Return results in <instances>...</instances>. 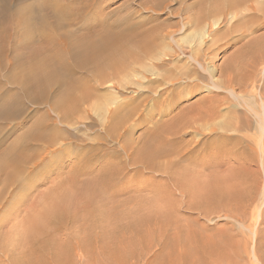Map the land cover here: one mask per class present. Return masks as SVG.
Here are the masks:
<instances>
[{
	"label": "rangeland",
	"instance_id": "374dc122",
	"mask_svg": "<svg viewBox=\"0 0 264 264\" xmlns=\"http://www.w3.org/2000/svg\"><path fill=\"white\" fill-rule=\"evenodd\" d=\"M221 1L222 0H113L104 6V12H110V14L103 15V17L106 19H114L118 16H125L128 12H134L132 15L134 21L141 22L150 15L156 16V21L148 23L145 27L154 28L159 24H163V26H160L161 28L159 27L157 33L153 32L154 36L157 37L162 34L167 26H173L176 22H180L182 17L188 14L194 17L199 12L203 10L206 11L210 9L209 7L212 8L213 5H220ZM31 3H33V0H25L21 3H19V1L14 2L11 5L12 10L9 12L14 11L19 5H28ZM157 4H159V9L161 10L156 13L149 11V8ZM242 9L238 12V15L236 14L237 16L234 15L233 17L232 15L224 14L226 10L223 6L220 9L221 11L218 10L211 13L212 15L209 14L208 18H210V16L213 17L209 19L212 24L208 21L203 24H198L196 22L190 28H186L179 32L177 31L178 33L176 32L174 34V38L177 41L178 49L180 50L179 47L182 46L181 48L184 49L185 55L182 51L180 52L177 50V47L175 53L171 52L169 54V50L165 48V44L168 43V41L165 40L163 42L162 37L160 36L159 38L158 36L161 46L159 43V46L154 50V54H158L159 52L161 56L164 55L160 62L154 61L153 63H149L147 60H144L143 62L145 63H142L143 65L145 64L144 66L139 64L143 66L142 68H139V65L136 66V68L134 67L135 65L132 66L128 73L123 74V81H125L122 87L115 86L113 83H106L107 85L104 84L101 86H97L94 83L97 87L93 84L92 86L95 87L91 86V89H93L97 98L95 96L90 99L91 101L89 100L82 105L81 103L78 104L75 111L77 115L71 113V115L74 116L75 114L77 117H72L71 121H73H69L68 124L59 123L56 118V113L51 109L52 100H54L53 97L58 95L57 90L49 92L50 95L45 101L33 102L25 98L23 96V93L27 95L25 91L14 81L10 80L9 77L11 74L17 72L16 68L13 67L14 64L11 63L16 53L12 51L11 41L9 40L10 42L6 43L4 46L5 49L3 50L4 54L0 51V95H5L7 93L8 96L16 93L20 96L21 100L17 105V115L13 119L6 121L0 120V153L6 151L13 143H16V141L21 136L25 135L32 127L45 124L52 128V123L54 121L58 125V131L62 134L55 142L56 144L54 146L40 142H31L29 144L30 148L27 154H29L30 159L23 165L24 170L20 176H18L19 178L17 180L6 182L5 175L0 173V264H184V261H182L183 255H181L184 249L181 244H172V246L168 247L165 246L164 235L168 236V232H164L161 236L151 239V242L138 241V236L132 232L130 226L135 228L134 224L137 220L150 214L140 212L137 206H140L141 203L144 204L145 202L153 200L155 198L154 189L163 187L168 183L172 192L176 194V198L179 199L180 202H183L184 197H182L180 193L183 186L180 184H184V179L186 183H190V185L194 186L193 179H195L196 182H206L210 181L209 179L212 178L214 174L225 175L227 173H232L234 175H240L238 176L239 178H236L237 181H233V186L235 187L234 195L240 193L242 197H244L246 195L244 193H247V195H252L257 199V201L252 204L250 210V213L253 215V219H250L252 232H254V230L260 231L264 229V174H257L258 171H262L264 168V163L262 164L258 161L264 157V150H261L256 145V141L254 145H250V138H257V134L243 125L246 119L251 118L250 115H241V112L245 110V107L241 108V105L245 104V101L249 99L251 93H255L257 90L256 88L260 85V74L257 76V82L246 88L244 87V83L243 86L241 84L239 87L233 84L231 87L234 95L236 94L235 96L237 97L234 96L233 98L226 91L228 90L225 84L227 74L220 73V69L224 68L225 63H228L230 58H233V54L237 53V57L238 53L241 51L243 52L245 46L252 40L264 36V26H260L261 22L264 20L260 19L262 18L261 14H257L258 12L256 13L253 10L247 11L244 8L245 12ZM97 18L100 19L102 17H94V19ZM212 19H216L218 22L212 21ZM12 22V15L10 13L4 14L0 0V24L10 28ZM214 22H216V25H214ZM235 26L236 29L234 28ZM145 27L137 30L142 32ZM172 28L174 30L178 29L176 26ZM200 28H202V30L205 29V37L209 35V38L203 40L204 43L200 46V52L196 54V58L202 62L207 73L203 72L199 66L193 65L196 74L192 75L190 81V84L193 85L191 87L192 92L190 94V92L184 90V94H182L180 92L186 85L184 84L186 80L183 79L182 73L188 69V65H191L188 59L190 53L187 50L189 41L187 42L188 44L185 42L186 36L198 33ZM25 31H28L27 27ZM211 38H213L212 41ZM12 40H17L16 34L13 31ZM195 41L194 39L192 44H194ZM178 43H180L181 46H179L180 44L178 45ZM204 48L206 51L203 50V55L201 49ZM165 50L168 51L167 54H165ZM178 51L179 53H177ZM237 58V60L240 61L239 56ZM247 59L248 58H246V61H248ZM166 61L169 62L166 63ZM234 62H236L234 70L237 69V73L245 75L244 72L246 73V69L243 71V67L237 65L238 63L240 64V62L236 60ZM156 64L161 66L157 68ZM145 66L147 68L149 67L148 70L151 69L150 72L153 70L152 73H154V76H151L152 73L148 70V73H146V71L144 72ZM240 67L242 71L241 69L239 70ZM159 71L161 77L158 74ZM137 74H139V77ZM173 75L178 80L174 82L172 86L170 81ZM201 75H203L205 79H202ZM211 75L212 77L209 78ZM240 75H237V77L239 76L238 78L242 79L240 77L243 75ZM165 76L169 77H167L166 82L163 81L165 79L163 77ZM245 76H247V74ZM155 78L158 80L163 78L160 80L163 82H156L154 81ZM152 81L158 84L152 83ZM213 84L220 86L221 90L218 91L215 89ZM89 85H91V83H89ZM197 86L198 88L196 89ZM207 87L212 89V92L207 91ZM172 88L177 90L176 94L171 93ZM159 92L162 96L157 98ZM107 95L119 98L118 100L124 103V108L126 107V110L123 108L122 111H119L120 114L118 115H120L122 121L114 125L109 131L112 135L106 131V128L103 129V127L107 125L106 119L108 115L106 108L109 107L107 109L110 110L114 108V105L105 104V102H107L105 99L109 98ZM211 95L218 96H215V98ZM206 97L211 100L212 98L217 100L225 98L223 102L221 100L222 103L220 102L221 104L217 107L218 111H220V113L222 112L221 114L224 113L223 118L213 121L215 123L221 122L227 125L226 128L223 127L225 131L221 132L223 128H220V132L215 133H209L208 130H205L206 134L203 133L202 135L204 136H200V133L204 132L203 130H200L196 135L194 133L190 134L191 132H188V130L179 136L182 143H175L174 139L171 136L168 138V133H165L166 136L162 137L161 140L167 146L166 148H168V150L170 149L167 155H170L171 162L166 164V162L162 160L163 163H161L162 161L157 159L155 163L160 167L154 165L156 167H153L152 169L154 170H151L147 169L150 168L147 166V168L138 172L141 169L139 168L140 162L136 153L140 152L138 149H135L136 146L142 145L143 141L147 138L151 139L156 129L154 127H156L157 124V128H159V126L162 127V125L164 126L170 123L174 118H179V126L177 124L174 127L175 130H177L178 127H181L184 122H186V119H181L180 117H185L187 111L190 109H193L194 113L197 110L201 111L199 109L201 107L200 101H202V98ZM3 98L5 97L1 99ZM152 98L154 100H152ZM93 99H96V102ZM215 99L213 101H216ZM104 100L105 102H103ZM211 100H206L207 102L202 103V106L205 107L207 104L212 107L213 101ZM196 102H198V105ZM230 103H233L237 110L233 111L230 108ZM96 104H100L102 107L104 106L103 104H105L107 107L104 106L101 111L98 110ZM215 105L217 106L214 102L213 106L216 107ZM78 107H81L79 108L80 110ZM77 110H79V112ZM237 122L241 123L240 128L239 126H235ZM228 123L232 125L229 126ZM170 130L173 129L170 128ZM108 134L111 137H106L105 139H107V141L106 144H104L99 138H104ZM207 134L211 135V137H209L213 142H210L204 148L198 147L197 145L205 140L207 137L205 135ZM242 138H245V140H242ZM193 141L196 145L193 144ZM209 141L210 140H208V142ZM125 143L130 147L126 150L125 154L129 156V159H126L125 155L122 154V146ZM159 144L160 146L162 145L161 143ZM220 146L224 147V150H221L223 153L222 155L218 153ZM82 148H84V150ZM178 148L185 149L180 155L176 156L174 153ZM186 148L188 149L186 150ZM114 151H116V153H114ZM238 155H242L239 160L236 158ZM59 156H62V158L54 160ZM116 157H119L117 160L120 164L118 163V165L113 163L115 162L113 159ZM121 157L122 159H120ZM203 161L208 162V164L214 161L213 165L217 164L219 166H217L216 169L204 167V169L201 170V165L199 164ZM113 169H116L118 174L114 175V177L110 175L111 182L107 186L104 196L111 195L113 193L112 189H117L120 192L116 194V196H110L111 198H108V196H97L96 198L91 197L90 200L82 196V189L86 184L100 182L101 178L106 176L108 172ZM66 190L67 194H65V202L63 203H66L65 205L67 208L63 210V208L60 207L54 210L52 207V196L58 195ZM240 194L238 196H240ZM102 201L104 203L103 207H101L102 204L100 203ZM89 204L92 206L91 208L87 206ZM241 204L242 202L240 203L237 201L234 207L217 209L210 215L200 214V212L194 209H188L186 205L182 204V206H177L178 211L168 213L167 215L170 214L172 217H177L183 228L191 223L201 232L206 229V231H208L206 233L212 230L213 233L222 232L224 235L234 236L236 230L230 229L228 224L232 222L230 216L241 214ZM76 205L78 207H76ZM152 208H154L153 205ZM46 210H49L51 215H58L60 223L53 221V225H56V229H50L49 226L45 227L44 231H42L43 235L33 239L36 240V242L33 241V244L30 245L32 242L26 241L25 229L22 228H26L28 217L34 216L33 214L39 213L40 211L45 212ZM158 210L160 211V209ZM165 213L166 209H163L162 215ZM141 215L144 216L140 217ZM247 222L249 223V221ZM140 228L145 227L140 226ZM248 236L253 244L254 237L249 233ZM130 237L134 240L133 243H130ZM236 239L239 242L237 244H240L239 251L234 247L233 250L235 254L241 257L240 252L242 251L241 247L243 243H241L240 240H242V237H236ZM251 243L248 247L250 252L252 251ZM219 247L220 250H225V252L229 249L225 244H221ZM191 250L193 252L194 249ZM242 262L244 261H241L239 264H243ZM187 264H192V262ZM214 264H226V260L218 258Z\"/></svg>",
	"mask_w": 264,
	"mask_h": 264
},
{
	"label": "bare ground",
	"instance_id": "6f19581e",
	"mask_svg": "<svg viewBox=\"0 0 264 264\" xmlns=\"http://www.w3.org/2000/svg\"><path fill=\"white\" fill-rule=\"evenodd\" d=\"M18 1L19 3H21L25 0H1V6L3 7L4 14L10 13L13 17V22L10 28L0 24V51L3 53V50L5 49L4 46L6 45V43H9L11 41L10 43H12V51L16 53L14 60L11 63L14 64L13 67L16 68L17 72L14 73L12 72L13 74H11L9 78L25 91V93L29 97L24 93L23 96L27 98L29 101L43 102L49 97L50 95L49 92H51L52 90H57L58 95L53 97L54 100H52L51 109L53 112L56 113V118L58 119V122L61 124H68L69 121H71V118L77 115L75 111L78 104L81 103L82 105L83 103L88 102L90 99L96 96L93 92V89H91V86L94 83L97 86L98 85L101 86L106 83L108 84L113 83V85L115 86L122 87L124 86V81H125V80L123 81V74L128 73V71L132 68V66L135 65L134 67L136 68V66H138L139 64L145 63L143 62L144 60H147L149 63L150 62L153 63L154 61L160 62L162 57L164 56V55L161 56L159 52L158 54H154V50L159 46L160 41L158 39L159 35L155 37L153 34V32L157 33L159 27L163 26V24H159L154 28L145 27V25H147L148 23L152 21H156L157 19L156 16L150 15L146 19H143L141 22H136L132 17L134 12H128L125 16H118L114 19H106L105 17H103V15H108L110 14V12H104V6H106L108 3L112 2L113 0H35V1L33 0V3L28 5H19L14 11L9 12L12 10L11 5L14 2H18ZM223 6L224 9L226 10L224 14H229L232 15L233 17L236 14L238 15V12L241 11V9L243 8L242 10L244 11L246 9L247 11L253 10L256 13L258 12L257 14H261L262 16V18L260 19L261 20L264 19L263 0H222L220 2V5L218 6L213 5L212 8L209 7L210 9H207L206 11L203 10L194 17H191L189 14L182 17L180 22H176L173 25L174 27L176 26L178 28L177 30H174L172 28L173 26L171 25L167 26L163 30L160 36L162 37L163 42L165 40L168 41V43L165 44V48L169 50V54L171 52L173 53L176 52L175 49L177 47V41L174 38V34L177 31L179 32L186 28H190L196 22L198 24L201 23L203 24L206 21H208L210 22V24H212L211 20L209 21V19L212 16L208 18L209 14L214 13L215 11L218 10L221 11L220 9ZM159 10H161L159 9V4L153 6L152 8H149V11H151L152 13H156ZM94 17H102V18L94 19ZM213 20L214 19H212V21ZM214 21L217 20L215 19ZM263 23L264 20L261 22L260 26H264ZM214 25H216V22H214ZM26 27L28 28L27 32L25 31ZM143 27L145 28L144 30H142V32H139L137 30ZM234 28L236 29V26ZM234 28L232 29L235 30ZM200 29L198 33H193L194 35L192 34L186 36L185 42L187 43L189 41V44L187 43L188 46L187 45L186 46L188 47L187 50L190 53L188 59L191 65H188V69L184 71V73H182L183 79L186 80V82L184 81V84L186 85L184 89H182V91L180 92L182 94H184L183 93L184 90H187L188 92H190V94L192 92L191 87L193 85L190 84V81L192 75L196 74L194 72L195 71L194 66H199L203 72L207 73V70L203 67L202 62H200L196 58L197 57L196 54L200 52V46L204 43L203 40L205 38L207 39L209 38V35L205 37L206 36L205 29L203 30L202 28ZM12 31L16 34L17 40L15 41L12 40ZM157 39L159 42L157 41ZM194 39L196 40L194 43L196 45L192 44ZM212 39L213 38H211V41ZM179 44L180 43H178V45ZM179 46H181V44ZM181 47H179L180 50L177 47V50H179L180 52L182 51L184 54L185 51ZM203 50L206 51L205 48L201 49V53ZM165 51H166L165 54H167L168 51L167 50ZM179 51L177 53H179ZM204 51L202 53L203 55H204ZM236 54H233L235 57L233 56L232 59L230 58L228 60L229 61L228 63L227 62L225 63L224 68L220 69V73L227 74L225 84L226 87H228V90L226 91L233 98L236 95V94L234 95V92L231 87L233 84L238 85L239 87L241 84L243 86L244 83L245 85L244 87L246 88L250 85H254L257 82V76L260 74V79H259L260 85H258V87L256 88L257 90L255 89L256 90L255 93L253 94L251 93L249 99L245 101V104L243 103L244 105L241 104L240 105L241 108L245 107V110L244 112H241V115H250L251 117L250 119L249 118L246 119L243 125L253 130L257 134V138L256 137L254 139L250 138V143H251L250 145L251 146L254 145L256 141V145L261 150H264V36L252 40L248 45L245 46V50L243 52L241 51L238 53L237 57L239 56L240 61L237 60L238 58L236 57ZM199 55L202 56L201 54ZM249 57L251 58V60ZM246 58H248L247 59L248 61H246ZM235 60L240 62V64L238 63L237 65L243 67V71L246 69V73L244 72V74L245 75L247 74V76L243 74L240 75L239 73H237L236 71L237 69L234 70L236 63L234 62ZM169 61H166V63ZM142 65H139V68H142L145 64L143 66ZM156 66L158 68L161 65L156 64ZM241 67L239 68V70L241 69ZM144 69H143L144 72L146 71V73H148L147 70L149 69V67L148 68L146 67ZM150 70L148 71L150 72ZM152 72L153 70L150 73ZM153 74L154 73H152L151 76H154ZM158 74L161 77L160 71L158 72ZM137 75L139 77V74ZM237 75L240 76L243 75L242 77H240L242 79H239L238 78L239 76L237 77ZM167 77L166 76L163 77L165 78L163 81L166 82ZM171 77H173L172 78L173 80L171 79V81L170 80L169 81L171 82L170 84L173 86L174 82H177L178 79H176L174 75ZM211 77L212 75L209 78ZM201 78L205 79L203 75H201ZM160 80H158L157 78L154 79V81L156 82L159 83L163 82ZM156 82L152 81V83L158 84ZM89 83H91V85H89ZM213 87L218 91L221 90V87L217 86V84H213ZM173 88L171 93L176 94L177 90ZM197 88L198 86L196 87V89ZM207 89H208L207 91L209 92L212 90L208 87ZM159 96H162L160 92L158 93L157 98ZM211 96L213 97L214 95ZM2 97L5 98L1 99ZM206 98H202L201 99L202 101H200L201 107L199 106L200 107L199 109L201 111H198L192 106L195 110H197L195 113L193 112V109H190L189 111H187L188 116L184 114L186 115L185 117H180L181 119H186V122H184V124L181 127H178L177 130H175L174 127L178 123H180L179 118L177 119L174 118L173 120L170 121V123L164 126L162 125V127L159 126V128H157L158 125L157 124L156 127H154L156 129L151 139L147 138L145 141H143L142 145L136 146L135 149L136 150L138 149L140 152V153L138 152L136 153L137 158L139 159L140 162L139 168L141 169L138 172H141L143 169L147 168V166L150 167L147 169L154 170L152 169L153 167H156L154 165L159 166L157 163H155V160L157 161V159L161 161L164 160L166 164H169L171 162L170 155H167L170 149L168 150V148H166L167 146L165 145V143H163V141L161 140L162 137L166 136L165 133H168V138L169 136H171L174 139L175 143H182L181 138H179V136L180 134L187 132L188 130H189L188 132H191L190 134L194 133L195 135L199 133L200 130H203L204 132H201L200 136H204L202 134L205 133V130H208L209 133H215V132H220L221 130L220 128L227 127V125H225L224 123L213 122L223 118L224 113L221 114L222 112L220 113L217 107L219 106V104L223 102V99L225 98L222 99L220 98L222 102L221 100H217L215 98L214 99L217 102L213 101L214 100L213 98L212 100ZM118 99L119 98L110 95L109 98L105 99L107 102H105V100L103 101L107 105H114V108L110 110L107 109L109 107L103 104L105 107H107L106 108L107 111L105 110V108L104 110L107 112L108 115L106 119L107 125H105L106 127H103V129L106 128V131H108V133L114 127V125H117L122 121V118H120V115L118 114H120L119 111L123 110L124 103H121L120 100ZM20 100H21L20 96L16 93L10 94L8 96L7 93L5 95L1 94L0 120L6 121L13 119L17 115V105ZM152 100L154 99L152 98ZM206 100L213 101L212 107L210 104H209L210 106H208L207 104H206L207 106L204 104L205 107L202 106V103L207 102ZM198 102H196L197 105ZM214 102L217 104V106L215 105L216 107L213 106ZM229 105L233 111L237 110L236 106L233 103H230ZM96 106L98 110L101 111L103 110L104 106L102 107V105L100 104H96ZM79 108L81 107H78V109ZM79 110L77 111L79 112ZM71 113L72 114L75 113L76 115L74 114L73 116L71 115ZM52 124H53L52 128H50L48 125L45 124L42 126L32 127L27 133H25V135L21 136L16 141V143H13L8 149H6V151L0 153V173H3L5 175L6 182L17 180L19 178L18 176H20V174L24 170L23 165L30 159V156L27 153L29 151L30 148L29 144L31 142L45 143L50 146H54L56 144L55 142L58 140V138L62 133L60 134V132L58 131V125L54 121ZM231 125L232 124H230L229 126ZM235 126H239L240 128L241 123L237 122ZM170 128L173 130H170ZM225 128H223L221 132L225 131ZM109 134H111V132ZM109 134L104 138L100 137L99 138L101 139L100 141L106 144L107 139L105 138L111 137ZM205 136L207 137L203 142L199 144L197 142L198 147L204 148L210 142H213V140H211L210 138L211 135L207 134ZM208 140L210 141L208 142ZM242 140H245V138H242ZM159 143H161L162 145L160 146ZM193 144H195L194 141ZM128 146L129 145H127L126 143L122 146V154L124 155L126 154V150L130 148ZM82 149L84 150V148ZM184 149L185 148L183 149L178 148L177 150H175L174 154L178 156L182 153ZM187 149L188 148H186V150ZM221 150H224V147L222 146L219 147L218 150L219 155L223 154ZM114 153H116V151H114ZM125 157L126 159H129V156L125 155ZM241 157L242 155L236 156L238 160ZM61 158L62 156H59L54 160H59ZM118 158L119 157L113 159L115 161L113 163L116 165H118V163L120 164V162L117 160ZM120 159H122V157ZM258 161H260L263 164L264 157H262ZM213 162L214 161H212V163L210 164H208V162L206 161L200 162L199 165L202 166V167L200 166V169L202 170L204 169V167L205 168L210 167L216 169L217 166L219 165L217 164L213 165ZM161 163H163V161ZM117 174H118L117 170L113 169L109 171L106 176L101 178L100 182L86 184V186L82 189V196L88 200H90L91 197L96 198L97 196L98 197L108 196V198L116 196V194L120 192L117 189H112L113 193L111 195L104 196L105 195L104 193H106L107 186L111 182L110 175L114 177V175ZM257 174L263 175L264 168L262 171H258ZM238 176L240 175L238 174L234 175L232 173L230 174L227 173L225 175L214 174L213 177L209 179L210 181H206V182H199V181L196 182V180L193 179L194 186L190 185V183H186V180L183 178L184 184H180L181 186H183V189L180 192L182 194V197H184L183 202H180L179 199L176 198V194L172 192L171 187H169L168 183L163 187H158L154 190L152 189L153 191H155V198L149 202H145L144 204L141 203L140 206L139 205L137 206V209L140 212L150 213V214L145 216L141 215L140 217L142 216L144 217L140 218V220H137V222L134 224L135 228L130 226L132 232H134L138 236V241H150V242L151 239L161 236L164 232L165 233L168 232V236L171 237L164 235V244L166 247L172 246V244L174 245L181 244V246L184 249V251H182L181 253V255H183L182 261H184L183 262L184 264L190 262H192V264H214L216 260H218V258L226 260V264H239L241 261H244L242 262L243 264H252V262L253 264H264V229L260 231L254 230V232H252V224L250 223V219H253V215L250 213L251 206L253 203H255V201H257V199L252 195L251 196L247 195V193H244L246 194L244 197H242V195L239 193L242 198L238 196L239 194L234 195L235 187L233 186V181H237L236 178H239ZM65 194H67V190L62 193H59L58 195L52 196L51 198L53 201L52 207L54 210L59 209L60 207H62L63 210L67 208V206L65 205L66 203L65 204L63 203L65 202L64 201V198L66 196ZM103 201L100 202L102 204L101 207H103L104 205ZM237 201L240 203L242 202L241 214L230 216L232 222L231 224H228L230 229L236 230V234L234 236L224 235L222 234V232L213 233L212 230H210L209 233H206L208 232L206 231V229L205 231L201 232L198 231L195 228V226L192 225L191 223L187 225V227L183 228L177 217L175 216L172 217L170 214L167 215L168 213L178 211L177 206L178 205L182 206V204L186 205L188 209L191 210L194 209L200 212V214L210 215L217 209L234 207L235 202ZM152 205L154 206V208H152ZM87 206L90 208L92 207L90 206V204ZM76 207L78 206L76 205ZM158 209H160V211ZM163 209H166V213L162 215ZM33 215L34 216L28 217L26 228H22L25 229L26 241L32 242L30 243V245L33 244V241L36 242V240L33 239H35L37 236L43 235L42 231H44L45 227L49 226L50 229H56V225H53V221L59 222L60 220L58 215L56 214L51 215L49 210H46L45 212L40 211L39 213ZM247 221H249V223ZM140 226H144L145 228H140ZM248 233L254 237L253 244L251 243L252 241L250 240V238H248L249 237ZM236 237H242V240H240L241 243H243L241 247L242 251L240 252L241 257H239L238 254H235L233 250L234 247L235 249H237V251H239L240 244H237L239 242L236 239ZM133 242L134 240L130 237V243ZM250 243L252 244L251 252L248 250ZM221 244H225L226 246L229 247V249L226 250V252L225 250H220L219 245ZM191 249H194L193 252Z\"/></svg>",
	"mask_w": 264,
	"mask_h": 264
}]
</instances>
